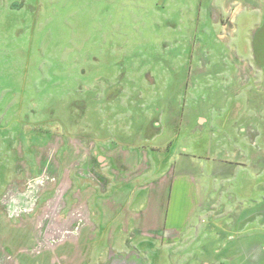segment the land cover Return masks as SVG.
<instances>
[{
  "label": "rangeland",
  "instance_id": "374dc122",
  "mask_svg": "<svg viewBox=\"0 0 264 264\" xmlns=\"http://www.w3.org/2000/svg\"><path fill=\"white\" fill-rule=\"evenodd\" d=\"M138 154L264 210V0H0V264H185L87 261Z\"/></svg>",
  "mask_w": 264,
  "mask_h": 264
},
{
  "label": "crops",
  "instance_id": "0c3cea01",
  "mask_svg": "<svg viewBox=\"0 0 264 264\" xmlns=\"http://www.w3.org/2000/svg\"><path fill=\"white\" fill-rule=\"evenodd\" d=\"M139 159L140 154L137 175L118 182L114 195L117 202L104 200L102 204L103 214L108 215L107 226L95 230L103 231V238L109 239L104 241L102 251L93 250L88 262L96 256L97 260L105 257L109 261L111 253L125 258L134 255L137 260L143 249L160 246L180 248L185 264L189 259L194 264H264V210L249 209L233 197L223 203L218 188L227 183L226 176L215 172L199 177L179 170L182 174L177 184L174 169L159 173L148 159H141V165ZM229 191L231 187L227 194H231ZM252 197L248 203H254ZM195 216L200 219L194 224ZM203 232H208L209 256L191 255V238ZM90 237L98 243L99 234Z\"/></svg>",
  "mask_w": 264,
  "mask_h": 264
}]
</instances>
